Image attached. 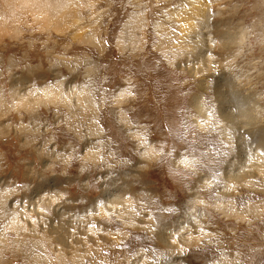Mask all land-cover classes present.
<instances>
[{"label":"rangeland","instance_id":"rangeland-1","mask_svg":"<svg viewBox=\"0 0 264 264\" xmlns=\"http://www.w3.org/2000/svg\"><path fill=\"white\" fill-rule=\"evenodd\" d=\"M262 165L264 0H0V264H264Z\"/></svg>","mask_w":264,"mask_h":264},{"label":"bare ground","instance_id":"bare-ground-1","mask_svg":"<svg viewBox=\"0 0 264 264\" xmlns=\"http://www.w3.org/2000/svg\"><path fill=\"white\" fill-rule=\"evenodd\" d=\"M242 105V104H241ZM246 113V112H245ZM229 117H231V116H229ZM226 121H229V124H230V126H227L229 129L233 126V124H234V122H233V119H229L228 117L226 118ZM234 126H236V123L234 124ZM92 159H95L96 157H94L95 156V153L93 152L92 154ZM142 158H143V156H142ZM254 174V173H253ZM251 175V174H250ZM256 176L257 177H261V179H264V165H262V166H257L256 167ZM250 177H253V176H250ZM247 178V177H246ZM252 180V179H251ZM247 181V183L248 184H250V181H248V180H246ZM246 183V184H247ZM128 222V221H127ZM159 239V238H158ZM161 241V240H160ZM73 257V256H72ZM80 259V258H79ZM74 260H75V258H74Z\"/></svg>","mask_w":264,"mask_h":264},{"label":"snow or ice","instance_id":"snow-or-ice-1","mask_svg":"<svg viewBox=\"0 0 264 264\" xmlns=\"http://www.w3.org/2000/svg\"><path fill=\"white\" fill-rule=\"evenodd\" d=\"M129 94H131V93H129Z\"/></svg>","mask_w":264,"mask_h":264}]
</instances>
